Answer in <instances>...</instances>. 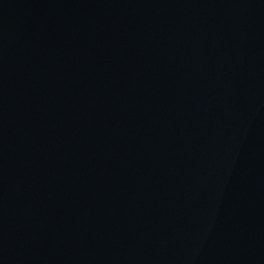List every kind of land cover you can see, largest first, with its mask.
I'll return each instance as SVG.
<instances>
[{
  "label": "water",
  "instance_id": "water-1",
  "mask_svg": "<svg viewBox=\"0 0 264 264\" xmlns=\"http://www.w3.org/2000/svg\"><path fill=\"white\" fill-rule=\"evenodd\" d=\"M0 264H264V0H0Z\"/></svg>",
  "mask_w": 264,
  "mask_h": 264
}]
</instances>
